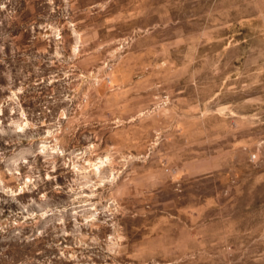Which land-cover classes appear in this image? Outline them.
Masks as SVG:
<instances>
[{
  "label": "rangeland",
  "instance_id": "374dc122",
  "mask_svg": "<svg viewBox=\"0 0 264 264\" xmlns=\"http://www.w3.org/2000/svg\"><path fill=\"white\" fill-rule=\"evenodd\" d=\"M0 264H264V0H0Z\"/></svg>",
  "mask_w": 264,
  "mask_h": 264
},
{
  "label": "clouds",
  "instance_id": "9594fccd",
  "mask_svg": "<svg viewBox=\"0 0 264 264\" xmlns=\"http://www.w3.org/2000/svg\"><path fill=\"white\" fill-rule=\"evenodd\" d=\"M47 159H48V161H49L50 168H51V169H54L55 166H56V165H55V162L52 161L51 157H48ZM33 164H35V160L33 161ZM31 175L34 176V179H35L38 183H40V184H43V183H44V181L40 180L39 176L35 175V173H31ZM50 179L55 180V177H54V176H53V177H50ZM36 187H37V184H36V183H33V184H32V188L35 189ZM56 190H57V191H62V189H60L59 185L56 186ZM45 195H46V193H45Z\"/></svg>",
  "mask_w": 264,
  "mask_h": 264
},
{
  "label": "built area",
  "instance_id": "2783aa9c",
  "mask_svg": "<svg viewBox=\"0 0 264 264\" xmlns=\"http://www.w3.org/2000/svg\"><path fill=\"white\" fill-rule=\"evenodd\" d=\"M253 160H256V156L253 157Z\"/></svg>",
  "mask_w": 264,
  "mask_h": 264
},
{
  "label": "bare ground",
  "instance_id": "6f19581e",
  "mask_svg": "<svg viewBox=\"0 0 264 264\" xmlns=\"http://www.w3.org/2000/svg\"><path fill=\"white\" fill-rule=\"evenodd\" d=\"M43 147H45V146H43ZM102 164H103V162H101ZM100 166H103V165H100Z\"/></svg>",
  "mask_w": 264,
  "mask_h": 264
}]
</instances>
